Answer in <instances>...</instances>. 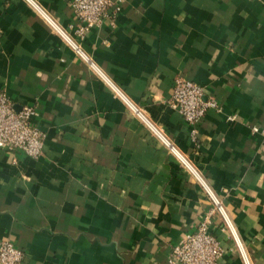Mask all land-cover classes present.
<instances>
[{
	"label": "crops",
	"instance_id": "0c3cea01",
	"mask_svg": "<svg viewBox=\"0 0 264 264\" xmlns=\"http://www.w3.org/2000/svg\"><path fill=\"white\" fill-rule=\"evenodd\" d=\"M70 1L0 0V91L45 135L0 148V239L22 264H178L210 212L217 264H264V0H122L83 37ZM177 77L219 103L194 133Z\"/></svg>",
	"mask_w": 264,
	"mask_h": 264
},
{
	"label": "built area",
	"instance_id": "2783aa9c",
	"mask_svg": "<svg viewBox=\"0 0 264 264\" xmlns=\"http://www.w3.org/2000/svg\"><path fill=\"white\" fill-rule=\"evenodd\" d=\"M121 1L71 0L74 22L69 24L70 30L75 36L83 37L91 28L100 26L105 18H113L121 7ZM73 46L77 51L80 50L77 44L73 43ZM168 103L193 126V133L196 132V123L204 117L206 111L219 107L214 97L205 95L203 85L184 77L175 79ZM36 115L34 106L24 104L16 108L6 92L0 91V148L23 152L30 157L41 155L45 135L35 123ZM233 117L229 116L231 119ZM257 129L253 127V130ZM215 203L220 208L219 202L215 200ZM211 222V213L208 212L195 230L186 232L172 246L169 260L178 264H217L223 248L210 230ZM23 260L24 252L18 245L9 239H0V264H22Z\"/></svg>",
	"mask_w": 264,
	"mask_h": 264
}]
</instances>
